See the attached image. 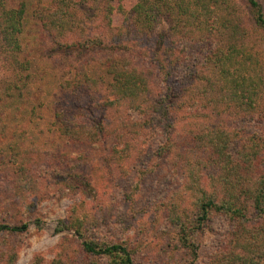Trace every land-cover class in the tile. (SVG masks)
<instances>
[{
    "label": "rangeland",
    "instance_id": "374dc122",
    "mask_svg": "<svg viewBox=\"0 0 264 264\" xmlns=\"http://www.w3.org/2000/svg\"><path fill=\"white\" fill-rule=\"evenodd\" d=\"M2 1L15 7L26 1L27 16L18 34L20 49H7L0 36V224L28 222L29 228L25 232H0V264H94L96 258L80 251L81 239L75 227L65 225L76 219L86 223L84 229L91 230L90 236L131 246L135 264L222 263L220 251L226 250L235 222L217 211L211 212L200 224L196 221L198 208L195 201L199 187L202 184L211 190L209 172L219 174V169L212 163L205 166L211 156L209 150L198 152L197 148L208 147L221 125L245 124L264 135V116L254 113L243 122L238 120L236 113L240 110L221 108L217 117L218 113L214 111L219 106L206 100L202 102L205 108L191 104L185 111L171 113L176 116V130L186 134L188 143L196 135L206 138L189 151L188 168L192 180L187 178V184L183 175L166 172L171 162L179 166L185 162L179 157L152 158L143 166L139 164L140 168L128 171L132 159L123 161L119 156L136 151L128 150L122 143L113 149L112 154L117 158L105 164L102 160L117 140L114 134H104L106 121L111 118L113 125L119 124L114 122L111 112L106 114L104 131L97 132L91 127L95 133L81 134L76 142L65 133L64 115L68 120L75 119L73 124L78 120L81 124L82 113L85 114L82 108L90 101L80 93L75 95L78 88L73 85L79 78L78 73L83 68L95 79L104 78L109 82L105 67L97 61L98 52H107L104 49L118 44L127 46V52L134 49L139 53L137 61L154 64L153 46L158 34L168 29L167 21H160L148 41L143 37L118 36L135 0L113 2L116 8L126 11L114 9L110 19L106 16L105 5L98 0L88 1L87 5L71 0L74 16L70 18L73 22L70 25L74 31L64 36L61 24L58 21L52 23L59 16L55 14L60 7L59 0ZM260 2L264 6V0ZM232 3L243 29V34L233 41L239 50L236 59L241 60L244 51L251 53L257 62L258 73L264 79V28L256 23L247 0H232ZM42 10H46L45 14L53 12L55 15L43 17ZM97 35L103 38L101 47L88 45V40ZM136 46L138 48H134ZM232 71L238 74L235 69ZM214 72L205 78L215 77ZM206 82L192 88V98L204 99L207 91L209 95L215 94L219 82L207 85ZM159 84L163 86L160 74H157L154 92ZM208 86L214 89L204 91L203 88ZM94 88L97 91L90 89L91 96L99 93L100 98L110 94L107 84ZM189 93L191 97V90ZM257 96L264 104V84ZM79 105L82 108L79 109ZM103 113L102 109L98 118ZM181 136L175 137L176 143H181ZM174 147L178 152L180 146ZM154 160H157L155 173H146L140 178L138 171L146 170L145 167L152 165ZM71 166L73 172H78L77 183H71L70 173L65 171ZM241 167V171L230 170L229 176L234 178L241 174L246 181L254 171ZM194 175L198 178V187ZM137 183L139 188L135 189ZM239 187L236 183L234 188L239 190ZM127 192L129 195L126 196ZM172 217L180 218L179 223ZM181 226L197 229L194 230L198 245L196 257L187 252L186 247H180ZM200 227L201 232L198 231ZM104 262L105 259L100 264Z\"/></svg>",
    "mask_w": 264,
    "mask_h": 264
},
{
    "label": "trees",
    "instance_id": "16d2710c",
    "mask_svg": "<svg viewBox=\"0 0 264 264\" xmlns=\"http://www.w3.org/2000/svg\"><path fill=\"white\" fill-rule=\"evenodd\" d=\"M88 1L94 0H79L83 5H87ZM98 1L105 5L106 16L109 19L114 9L126 11L121 7L116 8L113 4L123 0ZM247 2L256 23L264 28L263 4L260 0ZM71 4V0H59L60 7L58 12H55L59 16H54L55 19L52 20V23L58 21L61 24L64 36L74 31L70 25L73 23L70 18L74 16ZM45 12L46 10L41 11L43 17L46 15L47 18H51L55 15L53 12L49 14ZM26 16V1L15 7L8 6L5 1L0 0V36L7 49H20L18 34L22 30ZM162 20L167 21L169 27L158 34L153 46L154 64L137 61L139 53L134 49L131 53L127 52L129 48L123 44L104 49L107 52H98L100 56L97 61L105 67L110 77L109 82L104 78H100L99 81L81 68L73 88H78L75 95L80 93L81 97L90 98V104L83 108L78 106L85 111V114L82 113L84 119L81 124L78 123L79 120L77 124H73L75 119L68 120L65 115L62 119L66 126L65 133L76 142L79 141L81 134L93 135L95 131H104L106 114L111 112L114 122L118 121L119 124L113 125L111 118L106 121L107 130L104 134H114L117 140L112 144L109 155L103 158L105 164L117 158L112 154L115 152L113 149L122 143L128 150L136 151L135 154L127 152L119 156L123 161L132 159L133 163L128 171L140 168L139 164L143 166L152 158L174 156L183 158L185 162H181L180 166L176 162L174 164L171 162L166 172L175 173L177 176L183 175L186 179L192 180V173L188 168V158L191 157L189 151L195 149V145L203 143L206 138L201 134L196 135L191 143H188L186 134L180 133L181 143H176L175 137H180V134L175 127L176 116L173 117L171 113L185 111L186 106L191 107V104L200 109L205 108L206 105L202 102L206 100L207 103L219 106L214 111L218 113L217 117L221 108L240 110L236 113L239 115L238 120L243 122L254 113L264 116V104L257 96L264 79L258 73L257 62L251 53L244 51L242 59H236V52L239 50L233 41L241 36L243 29L232 0H135L129 16L125 17L126 24L119 29L118 36L121 34L137 36L148 41ZM88 42V45L100 48L103 38L97 35ZM76 47L80 49L79 46ZM233 69L238 71V74L234 73ZM213 72L215 77L205 78ZM157 74H160L163 86L157 85L158 88L154 92ZM205 80L206 85L219 82L216 90L212 87L214 85L203 88L204 91L214 89L215 94L209 95L207 91L205 98L210 97L209 99L192 98V88L199 87L200 82ZM100 84H107L109 96L98 98L99 93L97 96L96 94L91 96L90 89L97 91L94 87L98 89ZM102 109L103 116L98 118ZM91 127L95 128V131H92ZM102 137L105 138L104 135ZM159 137L163 140L160 141ZM209 142L211 143L208 147L197 149L198 152L209 150L211 156L207 157L205 166L206 163H212L211 165L219 169V174L209 172L211 190L202 184L199 187L195 201L198 208L195 214L196 221L200 224L201 220L210 217L211 212L217 211L235 222L230 230L233 236L226 250L220 251L224 261L219 264H264V135L245 124L221 125L216 130L215 139L212 138ZM174 146H180L178 152H175L177 149ZM156 161L154 160L148 168L145 167L146 170L138 171V176L143 178L146 173H155ZM241 165L255 172L251 171L246 181L241 174L233 176L234 178L229 176L230 170L241 171ZM69 168L68 171L65 169L70 173L68 178L71 183L75 181L77 183L78 172H73V166ZM194 179L196 184L198 181L196 175ZM236 183L240 186L239 190L234 188ZM196 186L198 187V183ZM138 188L139 183L135 186V189ZM125 195H129V192ZM173 219L175 218L172 217ZM179 220L180 218L175 219L174 222L179 223ZM85 224L82 219H76L65 225L75 227L81 239L80 251L84 255L96 258L94 264H100L103 259L106 260L104 264H135L134 250L131 246L123 242L110 243L99 239L98 236H90L88 232L91 230H85ZM28 228V222L19 225L0 224V232H25ZM181 228L180 247H186L189 250L187 252L196 257L198 245L194 230L197 229H187L184 226ZM201 229L202 227L198 231L201 232Z\"/></svg>",
    "mask_w": 264,
    "mask_h": 264
}]
</instances>
